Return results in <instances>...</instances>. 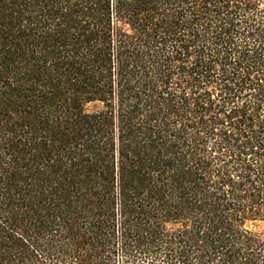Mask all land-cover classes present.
Returning a JSON list of instances; mask_svg holds the SVG:
<instances>
[{"label": "trees", "instance_id": "obj_1", "mask_svg": "<svg viewBox=\"0 0 264 264\" xmlns=\"http://www.w3.org/2000/svg\"><path fill=\"white\" fill-rule=\"evenodd\" d=\"M0 264H264V0H0Z\"/></svg>", "mask_w": 264, "mask_h": 264}]
</instances>
